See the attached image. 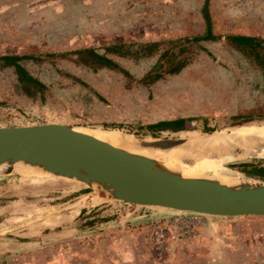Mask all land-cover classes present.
Instances as JSON below:
<instances>
[{
	"label": "rangeland",
	"instance_id": "obj_1",
	"mask_svg": "<svg viewBox=\"0 0 264 264\" xmlns=\"http://www.w3.org/2000/svg\"><path fill=\"white\" fill-rule=\"evenodd\" d=\"M200 3L0 0V56L61 54L85 47L101 53L112 44L205 36ZM207 7L213 39L201 41L178 74L162 73L154 82L142 78L157 55L113 57L127 75L92 71L68 56L26 61V70L45 86L42 98L29 99L18 91L11 69L0 67V128L59 124L189 140L264 124H241V118L264 117V72L224 40L228 34L264 38V0H209ZM180 118L187 120L186 127L177 133L147 128ZM252 146L236 144L210 152L207 159L230 177L264 184V175L254 178L235 169L242 163L264 167V159L250 157L261 149ZM200 157L183 161L192 164ZM93 192L102 198L85 202L83 197ZM183 216L188 215L114 201L66 179L0 175V264H181L186 249L194 256L200 250L225 257L232 252L236 264L249 256L252 264H264V216L201 217L191 237L185 236ZM182 241L191 247L181 246Z\"/></svg>",
	"mask_w": 264,
	"mask_h": 264
},
{
	"label": "water",
	"instance_id": "obj_2",
	"mask_svg": "<svg viewBox=\"0 0 264 264\" xmlns=\"http://www.w3.org/2000/svg\"><path fill=\"white\" fill-rule=\"evenodd\" d=\"M208 1L201 16L205 37L211 36ZM140 150L169 151L183 139L124 135ZM264 149V143H253ZM16 163L50 177L66 179L107 198L138 207H152L210 217L264 216V184L242 181L224 185L209 178L183 177L154 159L113 147L59 124L0 128V175L10 176Z\"/></svg>",
	"mask_w": 264,
	"mask_h": 264
},
{
	"label": "trees",
	"instance_id": "obj_3",
	"mask_svg": "<svg viewBox=\"0 0 264 264\" xmlns=\"http://www.w3.org/2000/svg\"><path fill=\"white\" fill-rule=\"evenodd\" d=\"M205 36L195 35L190 37L170 38L161 41H147L143 43H120L112 44L102 48L99 53L96 49L85 47L61 54L44 55H3L0 56V67L11 69L18 91L29 99L42 98L45 92V86L35 77H33L24 67V62L33 63L42 62L43 59H58L69 57L75 65H80L90 70L107 69L127 75L124 70L114 61L115 58L140 59L157 55V62L146 74L142 80L154 82L162 73L169 75L178 74L185 68L193 58L194 52L199 48V43L206 40ZM211 36L209 40H212ZM225 44L236 51L243 58L256 65L264 72V38L260 36H250L241 34H228L224 36ZM241 124L251 123L253 121L263 122L264 117L241 118ZM186 119L162 120L150 124L147 128L150 131L163 132L168 131L177 133L183 131ZM241 173L254 177L262 178L264 167L255 166L250 163H242L235 166Z\"/></svg>",
	"mask_w": 264,
	"mask_h": 264
},
{
	"label": "bare ground",
	"instance_id": "obj_4",
	"mask_svg": "<svg viewBox=\"0 0 264 264\" xmlns=\"http://www.w3.org/2000/svg\"><path fill=\"white\" fill-rule=\"evenodd\" d=\"M72 129L106 142L113 147L121 148L130 153L139 154L159 161L168 169L178 171L183 177L205 179V175L208 174L211 180L224 185H236L241 182V180L239 177L233 178L228 176L224 173V171H222L218 164L211 161L209 162L207 156L210 152L225 148H233L236 144L247 145L248 143H264V124L240 125L231 128L228 131L220 130L211 134L207 139H189L186 140L182 146L165 152L140 150L134 145V142L130 140L129 137L124 136L116 130ZM196 148L199 149L198 154L195 152ZM191 155H201L200 162L189 164L186 161H183L189 159ZM250 157L264 159V149L254 151L250 154ZM2 167L3 166H0V169ZM12 173L21 178L29 177L33 179H35L38 175H42L38 173L37 170L19 163L12 166ZM101 198L102 196L96 192L83 197L85 202H96Z\"/></svg>",
	"mask_w": 264,
	"mask_h": 264
},
{
	"label": "crops",
	"instance_id": "obj_5",
	"mask_svg": "<svg viewBox=\"0 0 264 264\" xmlns=\"http://www.w3.org/2000/svg\"><path fill=\"white\" fill-rule=\"evenodd\" d=\"M202 1L203 0H201V3L199 4L200 15H201L202 3H203ZM180 17L181 16L175 17V20H180ZM183 21L184 20H181V22H183ZM250 36H255V35H250ZM151 41H153V40H151ZM185 125H186V123L184 124V128L186 127ZM187 244H188L187 241L181 242V246H183V247L186 246ZM153 245H155V244H153ZM189 245L190 244H188L187 247H189ZM190 247H191V245H190ZM248 251L249 250L247 249L246 252L250 253ZM235 257L236 256H234V254L232 252L230 253L229 257H225L221 253L220 254H218V253L213 254L212 253V255L211 254L206 255L205 252L202 250L199 251L198 256H194L193 253H191L189 250L187 251V249H186L185 255L182 256L181 264H236L237 261H235V259H234ZM242 263L243 264H252L250 256L247 257V259L243 258Z\"/></svg>",
	"mask_w": 264,
	"mask_h": 264
},
{
	"label": "built area",
	"instance_id": "obj_6",
	"mask_svg": "<svg viewBox=\"0 0 264 264\" xmlns=\"http://www.w3.org/2000/svg\"><path fill=\"white\" fill-rule=\"evenodd\" d=\"M179 213H186V212H179ZM188 216H183V224L185 225V236L191 237L194 235V231L197 226H199L200 222L202 221L201 217H206L205 215H199L194 213H187ZM187 237V238H188Z\"/></svg>",
	"mask_w": 264,
	"mask_h": 264
}]
</instances>
